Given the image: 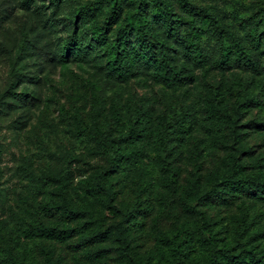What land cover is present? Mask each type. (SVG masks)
I'll use <instances>...</instances> for the list:
<instances>
[{"label": "rangeland", "instance_id": "rangeland-1", "mask_svg": "<svg viewBox=\"0 0 264 264\" xmlns=\"http://www.w3.org/2000/svg\"><path fill=\"white\" fill-rule=\"evenodd\" d=\"M61 1L54 10L52 0H0V264H228L224 250L264 262V204L246 196L203 199L209 174L221 172L228 157L243 165L244 175L264 177V0H190L223 27V47L239 45L245 58L229 69L213 68L221 45L207 32L201 38L207 66L184 64L192 80L175 89L145 75L121 84L106 74L96 29L114 40L124 16L135 12L128 1L109 26L103 25L109 0ZM83 7L93 11L85 23L77 17ZM175 13L200 25L177 7ZM75 25L89 54L60 63ZM165 35L153 23L152 39ZM212 98L237 113L238 137L207 109ZM181 119L191 123L183 137L173 132ZM93 129L127 154L105 182L115 193L112 211L87 190L91 174L110 162L87 134ZM57 206L86 215L67 222ZM119 223L129 248L122 250L113 236L79 243ZM41 227L77 235L59 241L38 235Z\"/></svg>", "mask_w": 264, "mask_h": 264}, {"label": "trees", "instance_id": "trees-1", "mask_svg": "<svg viewBox=\"0 0 264 264\" xmlns=\"http://www.w3.org/2000/svg\"><path fill=\"white\" fill-rule=\"evenodd\" d=\"M126 1L134 7L135 12H129L124 16L123 27L116 31L114 40L107 42L105 33L100 28L96 29L97 41L104 58V69L108 77L117 83L125 84L137 75H145L169 89L188 84L192 80V75L188 73L183 65L187 64L195 69H203L208 64L201 45V38L207 32L216 36L221 45L218 60L213 63V68L225 70L234 64L243 62L245 54L242 47L239 45H235L231 49L223 47V43H221L223 42V27L217 25L206 9L192 5L190 0ZM26 2H30V0H26ZM61 2V0H52L54 10L59 8ZM175 5L182 13L190 17H196L200 25L195 24L194 21L188 22L177 15ZM121 10L122 0H109V12L103 25L109 26L112 22H116V14ZM92 12V9L83 7L79 9L77 17L82 23H85ZM153 23L160 25L163 29V34H166L164 38L152 39L150 34H152ZM184 25L187 30L184 34H181L179 29ZM76 27L75 25L72 34L60 51V63H65L68 57H72L75 61H83L89 54L87 48L83 47L78 40L75 32ZM169 38L179 47V53H173L168 42ZM179 58L183 60L182 64L178 63ZM251 65L254 69H257L258 65L255 62ZM10 94L11 99L17 102L22 101L21 98L17 99L19 97L18 93L11 92ZM250 100L252 99L247 101ZM207 109L213 113L212 115L215 118H220L228 123L233 134L239 136L236 130L238 128L237 113L228 114L220 101L214 98L208 101ZM111 111L112 117L119 120L115 107H112ZM190 131L191 123L184 119L178 121L177 127L173 130L181 137L188 135ZM87 134L98 141L100 147L106 149L110 158V162L102 171L91 174L92 185L87 190L99 200L103 208L110 211L115 210L113 205L115 193L110 187L106 186L105 182L115 174L118 167L117 163L125 159L127 154L124 150L114 149L105 133L93 129L87 131ZM240 149L245 148L240 147ZM50 178L57 182L60 187L65 186L61 178ZM209 180L211 187L203 196L204 200L210 199L211 201L222 202L223 198L246 196L264 204V177L244 175L243 165L234 156L228 157V161L224 162L221 172L210 173ZM56 209L63 210L61 216L67 222H74L86 215L83 211H74L69 207L60 208L57 206ZM130 216L131 213H126L123 215V219L127 220ZM36 232L40 236L55 238L59 241H66L77 235L75 230L56 231L47 227L37 228ZM125 232L122 223H119L108 227L103 232L94 231L87 237L80 238L79 243L88 246L103 242L109 236H113L122 245V250H125L130 246V241L127 239ZM245 253H249L250 256H232L229 251L224 250L221 251V260L228 264H264L259 255L250 252ZM208 264H221V262L214 259L210 260Z\"/></svg>", "mask_w": 264, "mask_h": 264}]
</instances>
